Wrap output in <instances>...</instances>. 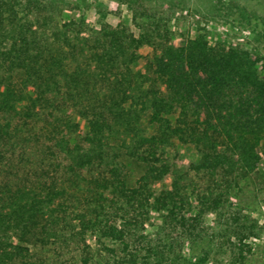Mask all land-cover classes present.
Instances as JSON below:
<instances>
[{"label":"trees","instance_id":"trees-1","mask_svg":"<svg viewBox=\"0 0 264 264\" xmlns=\"http://www.w3.org/2000/svg\"><path fill=\"white\" fill-rule=\"evenodd\" d=\"M142 1L161 9L138 5L136 38L59 27L49 0H0V264L246 262L264 61L225 38L170 44L160 16L176 0ZM263 3L213 0L207 17L252 16L264 40ZM173 140L196 148L195 180L169 163Z\"/></svg>","mask_w":264,"mask_h":264},{"label":"rangeland","instance_id":"rangeland-1","mask_svg":"<svg viewBox=\"0 0 264 264\" xmlns=\"http://www.w3.org/2000/svg\"><path fill=\"white\" fill-rule=\"evenodd\" d=\"M49 2L55 6L52 15L55 23L60 27L63 24L72 22L82 31L83 36L88 35L89 31H94L98 26L106 25L117 27L126 34L130 33L138 38L140 29L133 17L134 14L139 13L138 9L140 8H138V5L140 7L142 4L144 8H148L149 13L155 11L160 13L161 9L160 6L151 5V3L142 0H49ZM188 2L189 5L185 1L176 0L171 10L160 16L167 22L165 26L161 24L162 31L160 30V34L166 42L180 47L196 34L204 36L211 44L225 38L248 51L257 50L259 57L264 61V40H261L256 34L258 27L255 23L259 19H254L251 16V24H248L235 14L227 19L218 18L217 16L207 17L213 0H188ZM252 3L256 2H250L249 5L253 6ZM258 16H263L262 19H264V3L259 8ZM223 20L228 21V25ZM143 28L146 32V28ZM140 54L141 58L137 66H131L132 71H136L144 65L145 57L151 55L152 50L143 45L140 48ZM167 153L169 163L175 171L181 175L187 174L188 179L195 180L194 168L198 159V152L192 144H182L173 140ZM256 172L261 184L253 186L251 183H247L250 185L245 189V202L241 204L243 214L249 216L251 220L243 238V244H246L249 248L244 264H264V169L259 166ZM139 174L140 172L135 170V178ZM168 185L169 182H165L159 185L158 188H167ZM211 220L209 215L205 217L204 223L210 225ZM253 220L262 226L254 224ZM152 224L147 226V233L155 230V223ZM44 258L47 264H58L47 255ZM222 264L240 263L231 262L224 258Z\"/></svg>","mask_w":264,"mask_h":264}]
</instances>
